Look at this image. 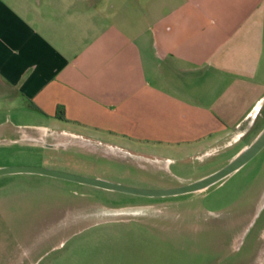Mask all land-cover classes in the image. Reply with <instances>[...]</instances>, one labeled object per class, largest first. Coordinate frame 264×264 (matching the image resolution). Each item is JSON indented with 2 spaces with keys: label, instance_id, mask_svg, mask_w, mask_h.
I'll use <instances>...</instances> for the list:
<instances>
[{
  "label": "crops",
  "instance_id": "0c3cea01",
  "mask_svg": "<svg viewBox=\"0 0 264 264\" xmlns=\"http://www.w3.org/2000/svg\"><path fill=\"white\" fill-rule=\"evenodd\" d=\"M263 105L264 0H0V126L22 137L56 126L196 157Z\"/></svg>",
  "mask_w": 264,
  "mask_h": 264
},
{
  "label": "rangeland",
  "instance_id": "374dc122",
  "mask_svg": "<svg viewBox=\"0 0 264 264\" xmlns=\"http://www.w3.org/2000/svg\"><path fill=\"white\" fill-rule=\"evenodd\" d=\"M263 126L264 105L239 136L227 135L195 157L111 135H64L56 126L29 139L3 121L0 166L43 165L170 187L221 167ZM125 207L137 210L114 211ZM0 264H264V147L207 187L170 195L37 172L0 174Z\"/></svg>",
  "mask_w": 264,
  "mask_h": 264
},
{
  "label": "water",
  "instance_id": "95a60500",
  "mask_svg": "<svg viewBox=\"0 0 264 264\" xmlns=\"http://www.w3.org/2000/svg\"><path fill=\"white\" fill-rule=\"evenodd\" d=\"M263 147H264V126L249 144L241 148L233 157H231L221 167L189 182L175 186L161 187V188H145V187L132 186L97 176L74 173L49 166H43V165L17 164V165L0 166V174L11 173V172H37V173L67 178L104 188L127 191L131 193L146 194V195H170V194L184 193V192L207 187L208 185L222 179L232 171L239 168Z\"/></svg>",
  "mask_w": 264,
  "mask_h": 264
},
{
  "label": "trees",
  "instance_id": "16d2710c",
  "mask_svg": "<svg viewBox=\"0 0 264 264\" xmlns=\"http://www.w3.org/2000/svg\"><path fill=\"white\" fill-rule=\"evenodd\" d=\"M31 105L37 107L34 103H32ZM55 116L58 118L64 119L65 115H64L63 108L58 107L55 111Z\"/></svg>",
  "mask_w": 264,
  "mask_h": 264
},
{
  "label": "bare ground",
  "instance_id": "6f19581e",
  "mask_svg": "<svg viewBox=\"0 0 264 264\" xmlns=\"http://www.w3.org/2000/svg\"><path fill=\"white\" fill-rule=\"evenodd\" d=\"M135 210L137 209H133V208H129V207H125V208H117V209H114L115 212H134ZM110 211H113V210H110Z\"/></svg>",
  "mask_w": 264,
  "mask_h": 264
},
{
  "label": "flooded vegetation",
  "instance_id": "af4514ba",
  "mask_svg": "<svg viewBox=\"0 0 264 264\" xmlns=\"http://www.w3.org/2000/svg\"><path fill=\"white\" fill-rule=\"evenodd\" d=\"M67 171V170H66ZM70 172H72V171H70ZM74 173H77V172H74ZM79 174H82V173H79ZM85 175H87V174H85ZM92 176V175H91ZM97 177H99V176H97ZM85 194H90V193H86L85 192Z\"/></svg>",
  "mask_w": 264,
  "mask_h": 264
}]
</instances>
